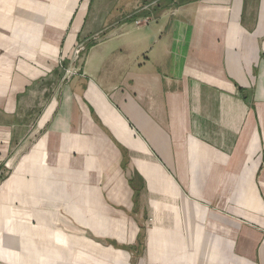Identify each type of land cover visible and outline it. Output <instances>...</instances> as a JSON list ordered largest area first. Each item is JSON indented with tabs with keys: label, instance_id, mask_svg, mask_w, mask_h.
<instances>
[{
	"label": "crops",
	"instance_id": "crops-1",
	"mask_svg": "<svg viewBox=\"0 0 264 264\" xmlns=\"http://www.w3.org/2000/svg\"><path fill=\"white\" fill-rule=\"evenodd\" d=\"M0 264H264V0H0Z\"/></svg>",
	"mask_w": 264,
	"mask_h": 264
},
{
	"label": "built area",
	"instance_id": "built-area-1",
	"mask_svg": "<svg viewBox=\"0 0 264 264\" xmlns=\"http://www.w3.org/2000/svg\"><path fill=\"white\" fill-rule=\"evenodd\" d=\"M85 49H86V45L84 43L77 44L74 47L73 51H72V57H73V59L78 60L80 58V53L82 51H84ZM67 73H69V72L67 71Z\"/></svg>",
	"mask_w": 264,
	"mask_h": 264
},
{
	"label": "rangeland",
	"instance_id": "rangeland-1",
	"mask_svg": "<svg viewBox=\"0 0 264 264\" xmlns=\"http://www.w3.org/2000/svg\"><path fill=\"white\" fill-rule=\"evenodd\" d=\"M144 1H147V2H149V0H142V2H144ZM86 48H87V45H86ZM86 50V49H85ZM85 50L84 51H82L81 53H80V55H82L84 52H85Z\"/></svg>",
	"mask_w": 264,
	"mask_h": 264
}]
</instances>
